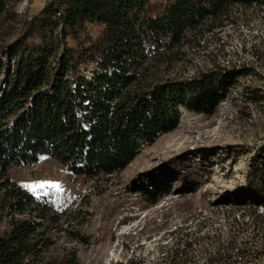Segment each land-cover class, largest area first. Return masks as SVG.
<instances>
[{"label":"trees","instance_id":"16d2710c","mask_svg":"<svg viewBox=\"0 0 264 264\" xmlns=\"http://www.w3.org/2000/svg\"><path fill=\"white\" fill-rule=\"evenodd\" d=\"M14 1L0 0V33ZM252 8L264 9V0H47L26 21L20 36L0 50V212L10 215L0 233V264H60L47 257L55 208L46 197L9 185L8 172L49 157L70 175L109 180L174 131L182 108L212 115L233 82L249 74L246 67L218 66L190 80L157 82L153 69L200 47L205 31L220 33L245 23ZM93 26H101L98 37ZM243 44V53L250 50L263 61L258 45ZM246 182L249 191L264 197L261 170L253 168ZM137 193L156 205L171 188L141 182ZM223 203L231 206L225 215L232 219L228 244L220 243L217 233L195 238L181 228L175 232L181 238L162 252L164 260L187 264L199 242L213 240L217 247L213 254L205 252L204 264H239V259L249 264L254 242L264 243V210L257 207L264 201L257 205L254 198L233 193ZM208 224L202 222L197 233ZM246 232L250 237L240 238ZM72 257L66 264L77 263Z\"/></svg>","mask_w":264,"mask_h":264},{"label":"rangeland","instance_id":"374dc122","mask_svg":"<svg viewBox=\"0 0 264 264\" xmlns=\"http://www.w3.org/2000/svg\"><path fill=\"white\" fill-rule=\"evenodd\" d=\"M46 2L14 1L11 17L3 21L1 51L20 36L26 21ZM151 2L165 4L168 0ZM100 31L101 26L91 28L95 37ZM203 34L200 47L186 49L187 54L179 60L172 57L171 65L156 64L153 77L154 82L183 81L216 71L218 66L226 71L246 67L249 74L233 82L226 101L212 115L182 108L174 131L145 148L109 180L88 181L70 175L65 166L49 157L8 172L5 179L9 185L33 197H46L51 210H56L51 212L56 221L50 224L49 262L70 263L76 255V264H172L164 260L167 256L162 252L181 238L177 230L183 228L195 238L217 233L222 237L220 243L226 245L227 222L232 219L225 216L231 206L224 200L237 193L254 198L257 205L264 201L247 189L246 182L253 168L264 173V9H249L245 23ZM244 42L248 49L258 45L263 61L252 57L250 50L243 53ZM141 182L163 183L171 193L151 205L137 193ZM40 184L45 186L25 187ZM56 184L60 187L52 186ZM257 207L264 210L262 205ZM9 217L0 212V233L7 228ZM205 220L209 221L206 229L197 233ZM250 235L239 236L246 239ZM217 244L213 240L199 242L185 263L204 264L205 252L213 254ZM252 247L249 264H264V243L256 241Z\"/></svg>","mask_w":264,"mask_h":264},{"label":"snow or ice","instance_id":"6c2138e0","mask_svg":"<svg viewBox=\"0 0 264 264\" xmlns=\"http://www.w3.org/2000/svg\"><path fill=\"white\" fill-rule=\"evenodd\" d=\"M44 184H40V185H25V187L31 188V189H35L36 187H44ZM53 187L59 188L60 186L58 184L56 185H52Z\"/></svg>","mask_w":264,"mask_h":264}]
</instances>
